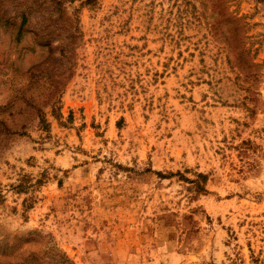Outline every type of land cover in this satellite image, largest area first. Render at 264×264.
Listing matches in <instances>:
<instances>
[{"label":"rangeland","instance_id":"374dc122","mask_svg":"<svg viewBox=\"0 0 264 264\" xmlns=\"http://www.w3.org/2000/svg\"><path fill=\"white\" fill-rule=\"evenodd\" d=\"M55 1L0 0V264H264V0Z\"/></svg>","mask_w":264,"mask_h":264},{"label":"trees","instance_id":"16d2710c","mask_svg":"<svg viewBox=\"0 0 264 264\" xmlns=\"http://www.w3.org/2000/svg\"><path fill=\"white\" fill-rule=\"evenodd\" d=\"M50 2H51V3H55V4H57V1H55V0H50ZM40 4H43V3H40ZM25 18H26V17H24L23 20H25ZM201 189H202V188H201Z\"/></svg>","mask_w":264,"mask_h":264}]
</instances>
